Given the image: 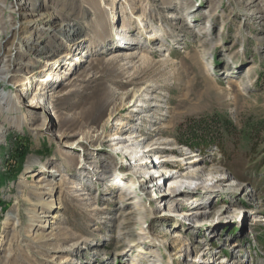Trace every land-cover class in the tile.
<instances>
[{
  "label": "rangeland",
  "instance_id": "1",
  "mask_svg": "<svg viewBox=\"0 0 264 264\" xmlns=\"http://www.w3.org/2000/svg\"><path fill=\"white\" fill-rule=\"evenodd\" d=\"M255 3L0 0V264H264ZM92 129L102 150L73 148ZM200 164L228 178L210 197L207 173L181 176ZM173 184L184 197L165 202Z\"/></svg>",
  "mask_w": 264,
  "mask_h": 264
},
{
  "label": "bare ground",
  "instance_id": "2",
  "mask_svg": "<svg viewBox=\"0 0 264 264\" xmlns=\"http://www.w3.org/2000/svg\"><path fill=\"white\" fill-rule=\"evenodd\" d=\"M158 1H160V0H158ZM95 2H96V0H95ZM26 3V2H25ZM260 0H256V3H255V7H254V9L252 8V10L254 11V12H256V11H258L257 9L260 7ZM161 7V6H160ZM264 8V7H263ZM159 9H161V8H159ZM249 12H251V11H249ZM251 14H253V13H251ZM50 19H51V17L49 16V15H43V16H40L38 19H32V20H28V21H26L25 23H24V26H22V29L23 30H26V29H30V28H34L38 23H40V22H45V23H48L49 21H50ZM146 37H148V36H146ZM158 37H161L160 36V34H155V35H152L151 36V38H158ZM120 38V37H119ZM122 38V37H121ZM24 41H26V38L25 37H22V38H18V41L16 42V45H15V47L16 48H18L17 49V51L20 53V46H21V44L24 42ZM109 43H114L115 45L117 44V45H119L120 43L117 41V40H115L114 41V39H111L110 41H109ZM72 46H74L73 44L71 45V47ZM15 48V49H16ZM69 53L70 52H67L66 53V56H65V58L66 57H68L69 56ZM71 54V53H70ZM61 58H62V56H61ZM120 58L121 59H125L126 58V56H120ZM60 56H57L56 57V59L53 61V65L54 64H57V63H59L60 64ZM63 59H64V57H63ZM46 64V63H45ZM47 65H50V63L48 64L47 63ZM236 67H234V69H235ZM5 71H6V69L5 68H2V69H0V80H4L7 76H8V73L6 74L5 73ZM60 71V70H59ZM28 74H31V72H27ZM34 73H36V72H33V74ZM29 79V78H28ZM0 99L3 101V97H0ZM132 107V106H131ZM131 107H129V111H130V109H131ZM127 108V107H126ZM93 133V134H92ZM101 134L97 131V130H94V129H92L91 130V134L87 137V138H89V142H78V144L76 143V146H74L73 148H75V149H77V148H79V147H81V146H83V147H86V145L87 144H89L90 145V142L91 143H93V141H95L96 142V146H97V148L96 149H98V150H102L101 148H100V146H98L99 144H100V140L102 139V136H100ZM88 141V140H87ZM102 141V140H101ZM72 148V149H73ZM96 153V152H95ZM94 158H96V157H87V161H96ZM93 159V160H92ZM99 161H101V160H99ZM98 163V162H97ZM192 163V162H191ZM198 164H199V162H198ZM197 164V165H198ZM202 164V163H201ZM200 164V165H201ZM193 165V164H192ZM204 165V164H203ZM202 166V165H201ZM186 169H189V167H187V166H182V165H179V166H177V170L179 171V172H184ZM47 173H51V175H52V172L51 171H48ZM207 173V175H209L210 176V178L212 179V180H215L216 182L214 183V185L213 186H206V185H202V187H201V189L200 188H198V187H194L195 186V184L194 183H190V182H186V184H185V186H188L189 188L188 189H190V190H198V189H200V190H203V192L206 194V197H210V195H211V193H213L215 190L214 189H212V188H214V187H219L216 183L218 182V181H221V179H228V178H225V177H222V178H216V176H215V174H217V173H220V171L218 170V169H215V168H213V169H211V168H208V167H199L198 169H196V170H194V171H191V172H187V173H185V174H183V175H181L182 176V178H184V179H187V180H199V179H201V181L202 182H204V180H202V177L204 176V174H206ZM74 174V173H73ZM84 177V176H83ZM82 178V177H81ZM46 181V177L44 176V177H42L41 175H39V179L36 181L37 183H39L37 186V188L38 189H43L44 188V186H41V185H43V183ZM223 182H225V181H223ZM222 182V183H223ZM153 184V183H152ZM152 184H150L151 186H152ZM227 185V184H226ZM184 185L183 186H178V185H171L169 188H168V191L166 192V195L165 196H167V198H165V197H163L162 196V194L161 195H159V197H162V199L165 201V202H168V201H176V200H178V199H183V197L184 196H181L180 198L178 197V193H180V191H179V189H181V188H183V187H185ZM70 187H72V186H70ZM84 193V192H83ZM191 195H193V194H191L190 192H188L187 194H185V196L186 197H189V196H191ZM43 213V212H42ZM42 217H51V218H56V215L55 216H48V215H46V214H43V216ZM41 218V217H40ZM178 223V222H177ZM179 224V223H178ZM181 226H182V224H181ZM176 237H178V236H175V238ZM177 239V238H176ZM175 239V240H176ZM153 245H155L156 247H158V248H160V249H162V242L161 241H154V244ZM164 246V245H163ZM180 251H182V250H180ZM180 254V253H179ZM167 255V254H166Z\"/></svg>",
  "mask_w": 264,
  "mask_h": 264
},
{
  "label": "trees",
  "instance_id": "3",
  "mask_svg": "<svg viewBox=\"0 0 264 264\" xmlns=\"http://www.w3.org/2000/svg\"><path fill=\"white\" fill-rule=\"evenodd\" d=\"M221 123H222V126H223L222 128L224 129V131L228 132L229 127H228L227 123L225 121H222ZM200 124H202V123H200ZM193 125H189L187 130L184 131L183 135L186 136V139H195V138L197 139L199 137L197 134V131H196V129H198L199 125L198 124L194 125V126Z\"/></svg>",
  "mask_w": 264,
  "mask_h": 264
}]
</instances>
